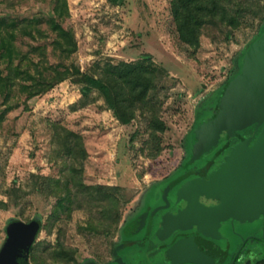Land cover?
Masks as SVG:
<instances>
[{"label": "rangeland", "instance_id": "1", "mask_svg": "<svg viewBox=\"0 0 264 264\" xmlns=\"http://www.w3.org/2000/svg\"><path fill=\"white\" fill-rule=\"evenodd\" d=\"M171 2L67 0L68 11L60 20L74 30L78 49L70 58H64L53 44L54 0H0V17L8 16L41 28V33L35 32L36 37L20 32L17 43L35 61L41 56L31 51L32 45H44V65L74 62L82 71L101 74L108 63L137 62L149 53L161 68L157 85L147 97L150 103L138 104L137 115L128 124L115 116L98 90L83 96L82 84L74 77L42 94L18 93L19 105L0 120V199L10 202L8 208L0 207V255L9 239L8 224L34 220L40 224L34 242V253L40 261L66 264L55 258L63 243L75 250L78 264L107 263L122 239V230L142 211L155 185L160 184L155 187V192L160 193L164 187L161 183L187 166L203 163L211 155H216L217 160L224 152H232L233 149L222 146L228 140L225 136L230 138L246 126L226 128L207 151L197 148L200 156L192 160L198 138L195 127L211 119L206 117L240 71L247 47L264 31V17L248 13L235 28L209 22L204 28L202 45L195 51L180 39ZM260 6L264 15V0H259L255 9ZM3 99L0 96V113L6 109ZM209 105L213 106L208 108ZM200 113L205 117L199 120ZM155 117L164 121V129L152 127ZM57 125L83 135L88 151L83 166L64 154L66 131L62 127L58 130ZM228 153L219 167L227 161ZM74 165L80 167L76 175L88 185L122 187L117 192L121 199L120 219L109 232L105 223L110 219H105L102 205L84 202L81 206L74 197L66 208L59 206L58 198L68 186L75 187L74 180H70ZM193 179L176 186L175 193L183 194ZM57 180L61 181L59 186ZM53 214L57 217L52 218ZM184 215L162 220L165 231L162 229L156 240L158 244L164 239L167 246L174 231L181 232L178 229L187 220ZM257 253L264 256V247L258 248Z\"/></svg>", "mask_w": 264, "mask_h": 264}, {"label": "trees", "instance_id": "2", "mask_svg": "<svg viewBox=\"0 0 264 264\" xmlns=\"http://www.w3.org/2000/svg\"><path fill=\"white\" fill-rule=\"evenodd\" d=\"M54 1L55 16L51 21V28L56 32L53 41L54 48L64 58H70L77 51L78 42L74 30L66 27L60 20L68 11L67 0ZM112 1L122 3L124 0ZM258 2L259 0H172L171 3L180 39L197 51L202 45L204 28L209 22L226 24L235 28L242 24L243 18L248 13L264 17L262 6L255 9ZM20 32L36 37L35 32L41 33V28L25 22L20 23L8 16L0 17V96H4L3 102L6 104V109L0 113V120L8 110L19 105V100H17L19 92L28 91L29 96L42 94L70 77H74L82 84L83 96H88L94 89L98 90L104 97L107 106L125 124L132 122L136 117L138 104L146 106L150 103L147 97L149 92L156 87L158 74L161 72V68L152 60L151 54H145L143 59L137 62L108 63L101 74H96L82 71L74 62H62L60 66L44 65L47 53L44 45H32L31 51L38 52L41 56L39 60L35 61L30 52L24 51L17 43ZM219 99H217L218 102ZM210 107L211 105L208 106V108ZM199 116V120L205 117L203 113H200ZM151 124L154 129L165 128L164 121L160 117H155ZM61 127V125H57L58 130ZM62 128L66 131L64 154L80 162L83 166V160L88 156L83 135L73 129ZM77 169L80 167L74 165L70 177V180H74L75 187L70 188L67 185L65 194L58 198L59 206L66 208L74 201V197H77L76 202L81 206L84 202L102 205L105 219H110L105 223L108 226L106 231L109 232L110 227L118 223L120 219L118 205L121 199L117 192L121 191L122 187L106 184L88 185L76 175ZM60 182L57 180V186L60 185ZM9 205V201L0 199V207L8 208ZM52 216V218L57 217L56 214ZM19 221L22 220L12 221L8 224L6 230L9 239L8 227ZM31 221L34 220L24 222ZM39 230L40 224L38 232ZM34 242L29 253L31 263L47 264L40 261L39 256L34 253ZM59 247H61L60 252L55 258L65 261L66 264L70 261H73L72 264H78L74 249L65 247L63 243Z\"/></svg>", "mask_w": 264, "mask_h": 264}, {"label": "flooded vegetation", "instance_id": "3", "mask_svg": "<svg viewBox=\"0 0 264 264\" xmlns=\"http://www.w3.org/2000/svg\"><path fill=\"white\" fill-rule=\"evenodd\" d=\"M217 111L216 103L211 115L206 118L214 117ZM261 127L257 128L256 123L247 125L232 137L225 136L228 140L222 146L247 148L261 138ZM227 153L224 152L217 160L216 155H211L203 163L187 166L175 177L162 182L164 187L160 193L155 192V187L160 184L155 185L142 211L122 230V239L114 247L112 259L107 263L88 264H264V256L257 253L258 248L264 247V204L255 201L246 206L244 212L232 211L217 216L212 210L220 204V196L200 189L201 182L208 180L211 173L220 168ZM191 179L192 185L185 186L183 194L175 193L176 186H182ZM190 194L196 196L191 197ZM179 214H185L187 219L182 223L183 228L178 229L181 232L174 231L167 246L164 239L158 244L156 240L161 237L162 229L165 231L162 220ZM177 233L180 236L176 237ZM152 244L153 248L150 247ZM174 245L190 246L199 250L200 255H207V258L173 259L169 247Z\"/></svg>", "mask_w": 264, "mask_h": 264}, {"label": "water", "instance_id": "4", "mask_svg": "<svg viewBox=\"0 0 264 264\" xmlns=\"http://www.w3.org/2000/svg\"><path fill=\"white\" fill-rule=\"evenodd\" d=\"M253 123L257 128L262 126V138L247 148L233 149L227 161L200 184L201 191L215 192L220 196L221 203L215 209L217 216L227 210L242 212L255 201H264V31L244 52L240 71L220 97L215 116L195 127L198 138L191 159L200 156L197 148L203 152L217 143L226 128ZM233 133L229 131V135ZM38 229L36 221L12 223L8 227L10 239L0 255V264H32L29 253ZM169 252L173 259L207 258L187 245H174L169 247Z\"/></svg>", "mask_w": 264, "mask_h": 264}]
</instances>
